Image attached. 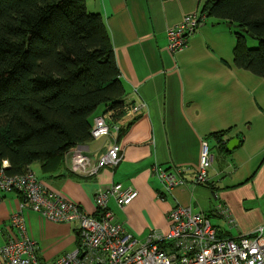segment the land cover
<instances>
[{"label":"crops","instance_id":"crops-1","mask_svg":"<svg viewBox=\"0 0 264 264\" xmlns=\"http://www.w3.org/2000/svg\"><path fill=\"white\" fill-rule=\"evenodd\" d=\"M212 1L86 0L88 11L101 15L111 37L126 90V113L141 103L147 109L120 131L79 146L96 165L119 144L123 159L114 170L77 175L70 172L69 160L55 176L45 175L41 165L30 167L44 185L91 216L97 215L99 190L117 184L134 188L139 196L130 206L121 209L111 200L110 209L116 222L141 242L155 231L166 234L168 214L178 206L210 215L224 238L236 239L264 227V78L236 67L234 28L214 18L200 27L187 49L169 50L168 30L188 15L201 14ZM218 134L224 135L225 152ZM204 142L213 166L209 185H198L195 175ZM155 165L190 169L184 175L187 186L165 193L153 173ZM21 204L18 193L0 191V246L8 240L11 217ZM219 204L230 211L234 226L215 215ZM31 212L25 215L38 220V232L31 238L41 258L48 257L55 241L67 244V253L76 250L74 224L52 223Z\"/></svg>","mask_w":264,"mask_h":264},{"label":"trees","instance_id":"trees-1","mask_svg":"<svg viewBox=\"0 0 264 264\" xmlns=\"http://www.w3.org/2000/svg\"><path fill=\"white\" fill-rule=\"evenodd\" d=\"M201 13L232 25L236 67L264 78V0H214ZM125 97L111 37L86 0H0V161L8 175L35 163L59 175L70 153L92 141L98 116H124Z\"/></svg>","mask_w":264,"mask_h":264},{"label":"built area","instance_id":"built-area-1","mask_svg":"<svg viewBox=\"0 0 264 264\" xmlns=\"http://www.w3.org/2000/svg\"><path fill=\"white\" fill-rule=\"evenodd\" d=\"M207 19L202 13L188 15L169 29V50L176 53L187 49L190 39ZM146 109L145 103L128 113L125 107L124 116L117 120L114 116L119 110L108 109L94 120L92 141L109 136L112 130L120 131ZM224 144L223 138L219 146ZM82 150L77 147L68 157L73 174L97 176L104 169L114 170L123 159V150L117 143L96 165H92ZM212 166L211 149L204 142L196 184L209 185ZM9 167L8 161H0V191L18 193L22 204L11 217L8 240L0 246V264H44L37 242L29 235L26 210L52 223L75 225L79 236L77 249L53 264H264V227L236 239L224 238L212 224L210 215L178 206L168 214L170 229L166 234L155 231L146 242H141L116 222L110 209L111 200L121 209L130 206L139 196L134 188L117 184L108 190H99L95 197L97 215L91 216L79 204L44 185L31 169L24 175L10 176ZM188 172L190 169L166 170L158 165L153 168L165 193L186 187L184 175ZM215 215L234 226L230 211L222 204L217 205Z\"/></svg>","mask_w":264,"mask_h":264},{"label":"rangeland","instance_id":"rangeland-1","mask_svg":"<svg viewBox=\"0 0 264 264\" xmlns=\"http://www.w3.org/2000/svg\"><path fill=\"white\" fill-rule=\"evenodd\" d=\"M248 46L250 48H256L258 46V42L256 40H249ZM68 160L70 161L69 158H67L66 161H68ZM34 165L36 167H37V165L40 166L39 163H35ZM35 170H38V169L35 168ZM70 172H71V170H70ZM31 213H34V212H31ZM25 216L27 218V215H25ZM26 220H27V227H28L29 235L31 237L32 235H34V234H36L38 232L39 223H38V220L36 219V216H32L31 219L27 218ZM211 220H213V219L211 218ZM51 249H52V251H51ZM68 249H69V247L65 243H62V242H59V241L53 242L50 245V252L48 254V257L46 256V259H44L42 257L43 258V261H44V264H53L54 262L58 261L59 259L63 258L64 256L71 254V252L70 253H67L68 252Z\"/></svg>","mask_w":264,"mask_h":264},{"label":"water","instance_id":"water-1","mask_svg":"<svg viewBox=\"0 0 264 264\" xmlns=\"http://www.w3.org/2000/svg\"><path fill=\"white\" fill-rule=\"evenodd\" d=\"M235 144H233L232 146H234ZM231 148H233V147H228V150H231Z\"/></svg>","mask_w":264,"mask_h":264}]
</instances>
